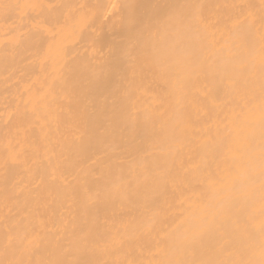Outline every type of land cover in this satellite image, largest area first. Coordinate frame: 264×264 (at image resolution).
<instances>
[{
  "label": "bare ground",
  "instance_id": "6f19581e",
  "mask_svg": "<svg viewBox=\"0 0 264 264\" xmlns=\"http://www.w3.org/2000/svg\"><path fill=\"white\" fill-rule=\"evenodd\" d=\"M264 0H0V264H264Z\"/></svg>",
  "mask_w": 264,
  "mask_h": 264
},
{
  "label": "snow or ice",
  "instance_id": "6c2138e0",
  "mask_svg": "<svg viewBox=\"0 0 264 264\" xmlns=\"http://www.w3.org/2000/svg\"><path fill=\"white\" fill-rule=\"evenodd\" d=\"M261 164H262L261 172H262V175H264V156H262Z\"/></svg>",
  "mask_w": 264,
  "mask_h": 264
}]
</instances>
